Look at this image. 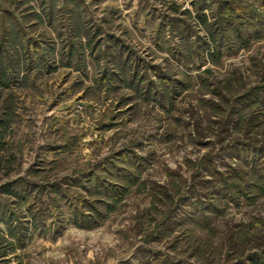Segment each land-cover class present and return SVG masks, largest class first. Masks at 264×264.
Returning <instances> with one entry per match:
<instances>
[{"label": "rangeland", "instance_id": "1", "mask_svg": "<svg viewBox=\"0 0 264 264\" xmlns=\"http://www.w3.org/2000/svg\"><path fill=\"white\" fill-rule=\"evenodd\" d=\"M0 264H264V0H0Z\"/></svg>", "mask_w": 264, "mask_h": 264}]
</instances>
